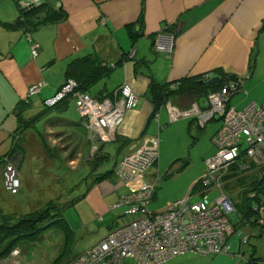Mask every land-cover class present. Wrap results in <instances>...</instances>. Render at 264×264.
<instances>
[{"label":"crops","instance_id":"1","mask_svg":"<svg viewBox=\"0 0 264 264\" xmlns=\"http://www.w3.org/2000/svg\"><path fill=\"white\" fill-rule=\"evenodd\" d=\"M20 1L0 0V162L6 154L14 158L23 186L19 194H11L5 190L0 175V220L7 215L31 213L53 201L36 198V195L33 199L31 194L28 196L31 209L25 207L23 189L28 182L29 186H37L35 180L38 178L23 173L28 153L31 157L51 160L63 150L73 169L84 156L78 147L72 151V146L67 145V149H63V143L54 136L56 140L50 146L45 135L36 131L38 121L62 112H49L37 120L35 126H20L21 121L27 122L48 107L44 102L55 97L67 83V67L75 58L92 55L106 63L117 64L108 77L94 83L97 97L111 95L123 85L130 86L138 96L137 107L125 110L116 131L119 148L124 152L132 143L146 138H158L160 143V132L171 120L168 106L159 119L154 117V106L148 97L152 82L178 81L220 68L228 79L240 83L239 91L230 98L232 106L240 109L252 102L264 103V0H41L48 1L56 10H65L66 18L37 29L8 28L6 23L15 22L20 17ZM141 13L144 15L142 24H136ZM130 24H135L134 30L140 32L136 41L127 29ZM173 29L177 34L172 55L156 52L153 46L155 36ZM34 46L36 56L32 53ZM132 52L133 56L130 55ZM40 82H44L41 93L29 96V87ZM234 96L239 105L231 101ZM27 99L28 104L24 102ZM39 100L45 107L28 116V110ZM53 118L62 120L64 117L60 114ZM83 127L93 145L91 133ZM31 135L33 139L28 142ZM129 142L132 143L127 145ZM89 157L87 162H91ZM100 174L85 177L87 189L67 207L54 201L69 226V235L57 227L49 228V249L44 259L47 264H54L63 253L66 254L63 264H68L102 240L124 216L123 210L113 206L129 192V187L126 183H119L116 173L111 174L116 178L109 175L95 181ZM201 176L192 180L191 189ZM83 180L78 187L85 183ZM234 223L240 225L241 220L236 216ZM43 234L35 239L43 238ZM67 239H71L69 251L66 250ZM262 240L258 248L252 246L253 251L249 254L251 259L258 258L253 264H264V238ZM16 249H19L18 253L13 254L14 248L9 255L0 258V264H43L42 259L25 258L27 250L22 256L23 249L18 246ZM187 254L197 255L195 262L236 263L234 255L229 253L211 257L193 252L180 255Z\"/></svg>","mask_w":264,"mask_h":264},{"label":"built area","instance_id":"2","mask_svg":"<svg viewBox=\"0 0 264 264\" xmlns=\"http://www.w3.org/2000/svg\"><path fill=\"white\" fill-rule=\"evenodd\" d=\"M40 3L41 0L21 1L23 7ZM175 37L172 32H159L154 39L156 51L170 57L174 51ZM32 53L37 55L35 46ZM239 85V82L230 81L218 91H211L209 98L206 96L202 103L196 102L188 110L170 107L172 121L191 115L198 118L201 126H205V119L214 116L222 121L213 138L219 148L207 160V171L200 180V187L204 188L198 189L194 185L187 197L171 202L160 211L150 210L160 173L158 171L152 182L147 178L149 176L151 179L153 173L148 175L149 170L159 159V139L146 138L132 143L114 167L118 178L123 179L129 187V192L121 196L113 208L125 207V215L133 218L113 226L99 243L87 248L68 264H127L128 259H133L136 264H162L186 252L203 255L230 253V238L240 225L232 221V216L238 211L232 202V195L224 191L222 178L229 174L234 180V175L239 174L240 177L243 174L241 167L240 170L231 171L237 161L243 162L242 168L264 162V103L258 105L252 102L241 109L232 106L229 99L239 91ZM43 86L44 82L31 85L28 95L41 93ZM75 86L77 83L70 81L45 103L49 106L57 103ZM73 94L86 128L101 142L115 140L125 110L138 105V96L128 85L117 90L112 97L114 100H104L102 103L83 91H74ZM202 104L206 108L204 116L197 111ZM6 164L1 167L4 183L17 192L19 176L16 171L12 173ZM213 190L220 192L210 199L208 193ZM193 194L200 195V199L192 201ZM249 196L254 199L253 209L256 212L252 222L256 221L257 226L264 229V193L253 189ZM246 225L252 226L250 223ZM242 239V243H247L249 234ZM157 248L158 251L154 253L152 250ZM161 252L165 254L160 257Z\"/></svg>","mask_w":264,"mask_h":264},{"label":"rangeland","instance_id":"3","mask_svg":"<svg viewBox=\"0 0 264 264\" xmlns=\"http://www.w3.org/2000/svg\"><path fill=\"white\" fill-rule=\"evenodd\" d=\"M2 7V6H1ZM176 38V37H175ZM115 63H113L114 65ZM196 76V75H195ZM198 76V75H197ZM191 77V76H190ZM205 79L202 81H208L213 76L205 75ZM187 78V77H185ZM70 81L75 80H69ZM76 82V81H75ZM174 82V81H173ZM65 83L62 88L67 84ZM77 83V82H76ZM62 88L59 90V92L62 90ZM74 90L71 93H67L65 97L68 95H73L72 93L76 90L78 92V85L77 87H73ZM97 86H93L88 93L94 97H91L95 99L98 103H102L101 101L104 100H114L113 96H99L97 97L95 95ZM83 93H86L83 91ZM210 93V92H209ZM209 93L207 94L209 98ZM64 97V98H65ZM191 97L190 99H181L178 97L177 99H174V101H170L169 104L167 103L164 108L161 109V111L153 113L154 117L156 119H159V116L163 110L167 111L170 110V107L175 106L182 110H188L194 106L196 103L193 99L195 98ZM236 96H234L231 101L236 104ZM230 100V99H229ZM174 102V103H173ZM65 103V102H64ZM176 103V104H175ZM204 104V103H203ZM202 104L201 108L198 106L197 111L204 116L206 108ZM46 105V104H45ZM171 105V106H170ZM239 105V104H236ZM45 106L42 103V100L37 101V104L33 106L28 112L26 113L28 116H31L40 110H42ZM170 117L173 115L171 111ZM61 114V117H64L62 120L58 118H53V116H59ZM60 114L52 113L50 115H47L46 118L38 121L36 123L38 133L45 135L46 141H48L50 146L52 145V142L57 139L62 144L63 149H67V145L72 146V151L75 150L78 147V151L82 154L84 153V156L81 159V162L78 166L73 167L69 164L68 159L65 157L63 150H59L57 152V156L55 159L46 160L44 158H40L38 156L31 157V155L27 154V161L24 163L23 173L25 176H35L38 177L35 180V184L37 186L32 187L29 186V182L27 185H25L22 195L24 196V204L25 207L27 206V209H31L30 201H28V196L30 197L32 194L33 199L36 195V198L39 199H45L46 201L53 200L57 203H60L63 207H67L74 199L78 197L79 194H81L83 191L87 189V184L84 181L87 177L90 178V175L93 173L96 175L97 173H105L113 170L115 167V164L117 162V159L123 154L124 150L121 149L119 151V145L120 141L115 139L113 141H105L101 142L99 139H96V137L93 135L91 131V140L92 142L88 141V135L83 127L84 120L81 116L77 104H76V97L73 95L69 102V107L66 109L65 112H62ZM74 121V122H71ZM198 119L194 116H188L183 117L178 120H168L167 126L160 132V143H159V159L156 164H154L150 170L148 175L151 173V179H148L147 181H154L155 175L160 173V180L158 181V186L156 190V194L153 200H151V203L149 205L150 210L156 212L160 211L162 209H165L168 207V205L173 202L174 200L185 198L188 196L192 184V180L197 176L201 174L202 176L198 179L201 180L204 173L207 171V160L211 158L213 154H215L218 150V146L214 142V136L216 134V131L218 128H220L222 121L220 120V117L214 116L210 117L209 119H205V126H201V123L198 125ZM82 123V126L79 124ZM189 124L190 125L189 127ZM47 125L49 126L47 128ZM207 125V126H206ZM86 127V126H85ZM50 131V132H48ZM90 132V131H89ZM32 134H35L33 131H31ZM53 136L56 138L54 139ZM117 137V136H116ZM33 139V135L29 136L28 142H30ZM54 139V140H53ZM58 142V143H59ZM100 151V152H99ZM99 152V153H98ZM98 153L100 156L106 155L107 158H104L103 161L99 162L98 164L94 165L93 162H87L86 158L89 157V160L95 156V154ZM91 158V159H90ZM4 162L3 164L0 163V175L3 179V174L1 173V167H3L6 163L8 168L13 171H16L19 176V189L17 193H15V189L10 186H8L4 183L3 179V185L6 191H8L11 194H19L22 189V181L20 176V171L18 168V165L16 162H14V158L9 156V154H6L3 156ZM50 162V163H47ZM243 162H236L235 165L231 167V171H237L243 169L242 171L245 176L243 178H239V174L234 175L235 179L232 180V175H227L223 181V187L224 191L232 195V202H241L240 198L244 195L246 197L245 193V187H243V184H248L246 186L247 189H250L253 184L260 185V181H258V177L262 178L264 175V162L263 163H255L250 164L251 168H242ZM96 167V168H94ZM15 168V170H13ZM15 172V174H16ZM242 174V175H243ZM112 178L113 175H110ZM84 179V180H83ZM85 182L77 186L80 181ZM244 180V182H243ZM119 183L125 184V181L123 179H120ZM197 183V182H196ZM195 183V184H196ZM222 184V183H221ZM81 187V188H80ZM204 187H199L198 189H201ZM11 189V190H10ZM16 189V190H17ZM219 190H213L212 192L208 193V197L210 199L215 198L219 195ZM242 191V192H240ZM252 190H250L249 194H251ZM153 197V196H152ZM250 197V196H249ZM32 199V200H33ZM200 199V195L193 194L192 201H198ZM27 200V201H26ZM37 201V200H36ZM35 202V201H34ZM38 205V202H35ZM45 206V205H44ZM250 207L253 209V205H250ZM119 210H123V217L120 219L118 224H124L131 220L133 216L125 215V207L117 208ZM254 210V209H253ZM29 211V210H28ZM239 213V212H238ZM234 213L232 216V221H236V216L241 220L240 213ZM236 214V216H235ZM256 217L254 216L252 220H254ZM252 223V221L247 222ZM235 224V223H234ZM238 225V224H235ZM259 229V233L258 230ZM49 228L45 229L47 233L45 232L42 236L34 239L32 241H22L18 244V247L23 249V255L25 256V253L28 252V256L32 259L41 260L43 264H47L46 260H44L46 257L45 255L48 252L49 249V235H48ZM55 230V229H54ZM58 230V229H57ZM256 231V233H252ZM239 231H242L241 234H238ZM263 229L258 225H240L238 228V231L230 238V244H231V250L230 255H234L236 259V263L232 264H249L250 263V256L249 254L253 251L252 246H256L257 248L261 245L262 239L264 238V232H262ZM53 232V231H52ZM262 232V233H261ZM261 233V235H260ZM252 235L250 237V240L245 244H241L242 238L245 235ZM260 235V236H259ZM53 239L54 233L52 235ZM42 238V239H41ZM253 246V247H254ZM55 247H53L54 249ZM16 249V247H15ZM75 249V247H73ZM27 250V252H26ZM15 252V250H13ZM259 252V251H258ZM211 257V255H209ZM195 258H197V255L193 254H187V255H180L168 262L162 263V264H210L209 262H195ZM127 264H135V261L133 259H128ZM217 264V263H213Z\"/></svg>","mask_w":264,"mask_h":264},{"label":"trees","instance_id":"4","mask_svg":"<svg viewBox=\"0 0 264 264\" xmlns=\"http://www.w3.org/2000/svg\"><path fill=\"white\" fill-rule=\"evenodd\" d=\"M19 9H20V17L15 22L6 23L5 26L8 28H32L37 29L41 26L57 23L66 18L67 12L63 9L56 10L54 9L48 1L42 2L36 6L32 7H23L21 5V1ZM143 13L139 16L138 22L136 24H142ZM135 24H130L127 26V29L130 35L133 37L134 41L138 38L140 32H136L134 30ZM172 32L175 35L177 34V30L173 29ZM28 39H31L28 37ZM154 46V44H153ZM155 49V46H154ZM156 50V49H155ZM158 52V51H156ZM162 53V52H158ZM164 54V53H163ZM117 64L106 63L99 59L96 56L86 55L73 59L67 67V79L75 80L78 85L79 91H84L87 94L91 87L94 86L99 79L102 77H108L112 69L116 67ZM209 76H220V82L215 86H209L207 81H202L205 79V75ZM202 79V80H201ZM67 81V82H68ZM230 81L236 82L237 80L228 79L226 74L220 68H216L212 72L203 73L198 76H191L187 78H183L178 81L168 82V83H157L152 82L148 91V97L154 106V113L161 111L164 106L170 102L174 101L178 97L181 99H190L191 97L196 96L193 100L198 103H202L205 100L207 94L211 91H218L222 87L226 86ZM76 91V90H75ZM117 92L115 90L113 93L108 94L106 97H111ZM236 93V92H235ZM73 94V93H72ZM74 95V94H73ZM73 95H68L64 99L58 101L57 103L45 107V109L32 118H30L27 122L23 123L21 121V128L35 126V123L40 118L45 117L51 111L65 112L69 107V102ZM90 95V94H89ZM92 96V95H90ZM94 97V96H93ZM178 100V99H177ZM64 101V102H62ZM179 101V100H178ZM26 104L29 103V100L24 101ZM45 103V102H44ZM77 104V103H76ZM176 104V103H175ZM263 104V103H262ZM47 106V105H46ZM19 109V108H18ZM241 109V108H240ZM217 132V131H216ZM117 139V138H116ZM119 140V139H117ZM120 141V140H119ZM127 143V142H125ZM132 142H129L127 145H130ZM124 145V144H123ZM122 145V146H123ZM121 147L119 151H121ZM105 156H99L98 153L93 156L91 162L94 165L103 161ZM118 161V159H117ZM117 164V162H116ZM115 164V166H116ZM96 168V167H94ZM115 173V169L102 173L96 177L97 179H103V177H107L111 174ZM245 174L241 175L239 178H243ZM261 180V181H260ZM258 181H260V185L253 184L250 189H247L246 186L248 184H243L245 187V195L240 198L241 202H235V207L237 211L241 215V223L240 225H246L247 222H251L252 218L256 217V212L250 207L253 205L252 198L249 197L250 190H257L258 192L264 193V175L262 178L258 177ZM244 182V180H243ZM200 183H196L195 187H200ZM158 186V185H157ZM157 190V189H156ZM242 192V191H240ZM155 195L153 194L152 200ZM74 203V202H73ZM59 205L54 201L47 203L44 207H41L31 213L25 215H7L1 218L0 220V258L5 257L11 253V251L18 246V244L22 241H32L36 237L42 234V232L47 228L57 227L63 230L67 235H69V226L66 220L62 216V212L59 210ZM255 220V219H254ZM48 223V224H47ZM251 225H257L256 221H253ZM69 238V236H68ZM68 240V246L66 250L69 251L71 245V239ZM66 256L65 253L61 254L58 257L54 264H63V258ZM258 258H253L250 260L249 264H253ZM67 264V263H66Z\"/></svg>","mask_w":264,"mask_h":264},{"label":"bare ground","instance_id":"5","mask_svg":"<svg viewBox=\"0 0 264 264\" xmlns=\"http://www.w3.org/2000/svg\"><path fill=\"white\" fill-rule=\"evenodd\" d=\"M75 87H77V86H75ZM73 90H74V88H72L71 92H72ZM69 93H70V92H69ZM63 99H64V98H63ZM191 116L194 117L193 115H191ZM196 118H197V117H196ZM197 119H198V118H197ZM2 162H4L3 159L1 160L0 163L3 164ZM198 182L200 183V180H198L197 183H198ZM15 193H17V192H15ZM119 208H120V207H119ZM109 232H110V231H109ZM100 241H101V240H100ZM100 241H99V242H100ZM99 242H98V243H99ZM158 249H159V248L154 249V250H152V251H154V253H155L156 251H158ZM15 251H17L16 253H18V252H19V249H15ZM86 251H87V250H86ZM84 252H85V251H84ZM84 252H82L81 254H83ZM16 253L13 252V254H16ZM164 254H165V252H164V253L161 252L160 255H159V254H158V255L161 257V256L164 255ZM79 255H80V254H79ZM79 255H78V256H79ZM76 257H77V256H76ZM76 257H75V258H76ZM71 261H72V260H71ZM71 261H70V262H71ZM70 262H69V263H70Z\"/></svg>","mask_w":264,"mask_h":264},{"label":"water","instance_id":"6","mask_svg":"<svg viewBox=\"0 0 264 264\" xmlns=\"http://www.w3.org/2000/svg\"><path fill=\"white\" fill-rule=\"evenodd\" d=\"M137 29H139V28L137 27ZM219 82H220V76H214V77H212L210 80L207 81V84H208L209 86H215V85H217ZM235 216H236V214H235Z\"/></svg>","mask_w":264,"mask_h":264},{"label":"flooded vegetation","instance_id":"7","mask_svg":"<svg viewBox=\"0 0 264 264\" xmlns=\"http://www.w3.org/2000/svg\"><path fill=\"white\" fill-rule=\"evenodd\" d=\"M111 229H112V228H111ZM111 229H110V230H111Z\"/></svg>","mask_w":264,"mask_h":264}]
</instances>
